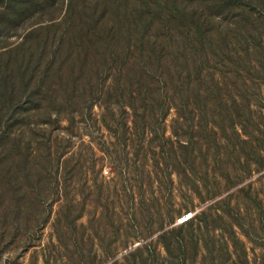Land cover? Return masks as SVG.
I'll use <instances>...</instances> for the list:
<instances>
[{"label":"rangeland","instance_id":"obj_1","mask_svg":"<svg viewBox=\"0 0 264 264\" xmlns=\"http://www.w3.org/2000/svg\"><path fill=\"white\" fill-rule=\"evenodd\" d=\"M9 3L0 52L38 71L1 59L0 264H264V0ZM122 52L219 57L115 120Z\"/></svg>","mask_w":264,"mask_h":264},{"label":"trees","instance_id":"obj_2","mask_svg":"<svg viewBox=\"0 0 264 264\" xmlns=\"http://www.w3.org/2000/svg\"><path fill=\"white\" fill-rule=\"evenodd\" d=\"M11 1L12 0H2L0 8L8 9L9 2ZM24 39L25 38L17 45H14L13 49L21 47L25 41ZM6 55H10L14 63L20 67L21 74L24 76L27 72L29 74V70L26 69L24 71V66L27 62L28 64L25 68H31L30 76L33 77L36 75L35 72L38 71L36 69L37 66L34 65L30 67L29 65L30 61L32 62L37 59L34 54L30 52H0V63L1 59ZM218 57L219 55H217V52H176L172 55H164V52L118 53L111 58L112 61L115 62V69L118 74L125 70H127L128 73L122 78L123 81L117 78V73L115 74L116 79L104 86V91L102 90V93L105 98L102 96L104 102L100 101V103H105V106H107L110 119L117 120L119 115L125 116L128 113L138 114L141 102L154 103L158 101L160 95L164 93V96L168 97V92L173 89L172 85H174V83L178 80L184 83L187 79L191 78V74L194 72L201 74L206 65L212 64L211 66H215ZM53 62L54 60L49 62L50 67L47 70L50 72L52 64H54ZM47 70H44V78L48 76L46 73ZM23 80L24 78L22 81ZM10 81L7 72L3 73L1 87L5 90ZM49 89L50 86L44 90L46 92L44 98L47 104H50L48 103L49 100L47 95ZM24 102L26 103L27 101ZM47 104H45V108H47ZM28 109L29 108H27V110ZM17 119L16 117L14 119L11 117L7 121L0 120L1 153L6 151L11 152L15 149L16 143H20L18 141H20L22 134L15 133L12 128L17 124ZM66 153H64L62 157H64ZM21 159L27 160V155L22 153ZM203 213L204 211L202 214ZM201 216L200 214H196L195 218L199 219ZM167 235L168 233L165 232L161 235V238L164 239Z\"/></svg>","mask_w":264,"mask_h":264},{"label":"built area","instance_id":"obj_3","mask_svg":"<svg viewBox=\"0 0 264 264\" xmlns=\"http://www.w3.org/2000/svg\"><path fill=\"white\" fill-rule=\"evenodd\" d=\"M191 216H192V212H190L189 214L183 215L181 220L186 221V220L190 219Z\"/></svg>","mask_w":264,"mask_h":264}]
</instances>
